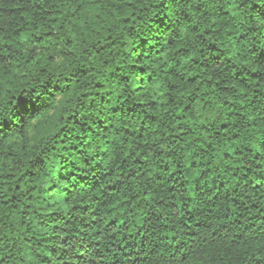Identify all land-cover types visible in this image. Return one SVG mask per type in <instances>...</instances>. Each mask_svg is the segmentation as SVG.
I'll return each instance as SVG.
<instances>
[{"label":"trees","instance_id":"1","mask_svg":"<svg viewBox=\"0 0 264 264\" xmlns=\"http://www.w3.org/2000/svg\"><path fill=\"white\" fill-rule=\"evenodd\" d=\"M261 8L0 0V264H264Z\"/></svg>","mask_w":264,"mask_h":264},{"label":"snow or ice","instance_id":"2","mask_svg":"<svg viewBox=\"0 0 264 264\" xmlns=\"http://www.w3.org/2000/svg\"><path fill=\"white\" fill-rule=\"evenodd\" d=\"M174 2H182V0H174ZM258 3L264 4V0H257ZM260 12L264 14V8L260 9ZM264 23V21H262ZM7 112V108L4 104L0 103V132H3V121L6 119H10V117H7L5 113Z\"/></svg>","mask_w":264,"mask_h":264}]
</instances>
